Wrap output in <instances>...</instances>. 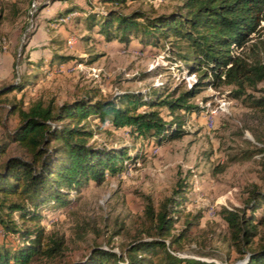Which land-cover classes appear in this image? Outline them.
Returning a JSON list of instances; mask_svg holds the SVG:
<instances>
[{"label": "trees", "instance_id": "1", "mask_svg": "<svg viewBox=\"0 0 264 264\" xmlns=\"http://www.w3.org/2000/svg\"><path fill=\"white\" fill-rule=\"evenodd\" d=\"M86 1L87 10L75 0H56L63 7L49 22L78 13L75 21L90 33L83 40L87 43L130 46L137 41L153 48L165 43L175 61L197 80L189 89L169 92L165 88L152 95L125 93L106 99L97 91L73 101L38 99L27 105L15 94L30 88L47 71L76 60L54 54L50 60L30 63L32 73L0 88V104L7 105L0 123L5 126L10 118L18 119L6 140L0 141V228L4 235L0 264L62 262L74 241L58 231H47L49 215L68 208L74 194H81L90 184L101 186L109 177L116 178L126 161L138 158L126 148L92 143L96 129L107 125L113 130L127 129L135 143L180 139L186 134L185 114L200 110L191 100L207 87H234L233 98L264 112V96L255 98L248 93L264 84V0H183L170 13L156 15L140 9L123 12L129 2L144 0ZM97 3L106 10L101 11ZM235 48L240 53H234ZM99 56H92L90 63ZM142 108L146 110L140 111ZM164 109L170 121L162 115ZM253 152L246 159L264 153V149ZM185 188L179 183L159 207L145 196L143 216L130 223L115 219L105 247L95 241L88 255L68 264H216L179 254L203 219L198 213L185 219L181 230L177 228L182 221L180 208L187 201ZM249 194L243 205L224 207L219 214L242 264H264V190L254 186ZM110 221L102 220L104 229ZM104 229L94 221H84L74 227L73 234L83 242L91 233L105 238ZM122 235L125 242L116 247L113 241Z\"/></svg>", "mask_w": 264, "mask_h": 264}, {"label": "rangeland", "instance_id": "2", "mask_svg": "<svg viewBox=\"0 0 264 264\" xmlns=\"http://www.w3.org/2000/svg\"><path fill=\"white\" fill-rule=\"evenodd\" d=\"M55 1L0 0V88L16 84L19 77L32 73L30 63L50 60L54 54L76 59L47 71L30 88L15 94L27 105L38 99L63 103L97 91L106 99L125 93L152 95L155 91L163 93L165 88L169 92L176 88L186 90L196 82L197 77L190 76L184 66L175 61L165 43L157 48L143 47L137 41L130 46L118 42L87 43L83 40L90 33L84 24L75 21L78 13L49 22L63 7L61 2ZM182 1L129 2L123 12L140 9L150 15L166 14ZM75 4L88 9L86 0H75ZM95 5L101 11L106 10L101 4ZM95 39L102 38L96 36ZM240 51L235 48L234 53ZM95 55L100 56L90 63ZM263 89L264 84L248 93L260 98L264 96ZM234 90V87L205 88L190 102L200 110L185 114V124L190 123V129L184 130L186 134L182 138L163 144L135 143L127 129L113 130L110 125L96 129L92 143L110 149L126 148L131 156L138 158L126 161L123 172L116 178L109 177L101 186L90 184L81 194H74L68 208L49 215L47 231H58L74 241L70 242L62 262L55 264L80 261L88 255L95 241L105 247L115 219L130 223L133 218L143 216L145 196H150L159 207L179 183L186 186L187 201L180 208L182 221L177 228L184 227L185 219L203 214L200 226L192 230L179 254L216 264H242L219 212L224 207L243 205L254 186L264 190V153L246 159L251 152L264 149V112L250 108L242 99L233 98ZM0 108L3 109L1 118L7 105L0 104ZM143 110L146 109L140 111ZM212 110L218 111L213 123ZM162 115L167 121L171 120L166 109L162 110ZM17 123V116L6 121L5 126L0 123L1 142ZM104 218L111 220L107 229L103 228ZM84 221L98 223L106 231L105 238L91 233L85 241H78L73 229ZM3 236L0 228V240ZM125 239L122 235L113 243L118 247Z\"/></svg>", "mask_w": 264, "mask_h": 264}, {"label": "built area", "instance_id": "3", "mask_svg": "<svg viewBox=\"0 0 264 264\" xmlns=\"http://www.w3.org/2000/svg\"><path fill=\"white\" fill-rule=\"evenodd\" d=\"M217 110L216 111H214V110H212L211 112H210V114H211V117H210V119H211V123H213V121H214V116L217 114ZM184 130H188V129H190V123H186L185 125H184Z\"/></svg>", "mask_w": 264, "mask_h": 264}]
</instances>
